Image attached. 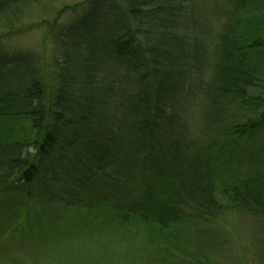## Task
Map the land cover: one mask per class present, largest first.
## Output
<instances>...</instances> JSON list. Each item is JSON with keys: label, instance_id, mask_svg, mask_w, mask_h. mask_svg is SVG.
I'll return each instance as SVG.
<instances>
[{"label": "trees", "instance_id": "trees-1", "mask_svg": "<svg viewBox=\"0 0 264 264\" xmlns=\"http://www.w3.org/2000/svg\"><path fill=\"white\" fill-rule=\"evenodd\" d=\"M37 1L0 0V71L15 70L0 72V118L32 131L0 142V195L164 228L214 220L209 140L260 84L239 33L246 0H229L214 31L201 0H97L53 30L47 56L5 53ZM211 30L216 39L201 37ZM192 124L199 138L185 143ZM231 193L264 218L262 174Z\"/></svg>", "mask_w": 264, "mask_h": 264}, {"label": "rangeland", "instance_id": "rangeland-1", "mask_svg": "<svg viewBox=\"0 0 264 264\" xmlns=\"http://www.w3.org/2000/svg\"><path fill=\"white\" fill-rule=\"evenodd\" d=\"M35 3L22 21L24 31L2 43L5 53L34 51L47 56L53 30H61L74 14L86 16L87 7L99 2ZM198 3L207 6L203 11L214 31L221 20L216 17L224 15L230 1ZM194 14L197 17L198 11ZM238 15L247 63L257 71L260 84L248 89L245 101L230 107L225 123L207 146L220 214L206 223L185 221L164 228L123 221L102 207L33 204L18 196L0 195V264H264V218L236 208L231 199L233 187L244 179L264 177V0H246ZM213 31L201 37L214 40ZM14 71L0 72L6 73L7 80ZM191 126L190 135L181 141L199 138L196 134L202 124L197 129ZM28 127L25 120L0 118V142L28 140L32 136Z\"/></svg>", "mask_w": 264, "mask_h": 264}]
</instances>
